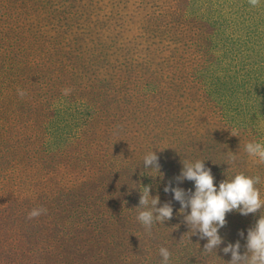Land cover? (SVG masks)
Segmentation results:
<instances>
[{"label": "rangeland", "instance_id": "rangeland-1", "mask_svg": "<svg viewBox=\"0 0 264 264\" xmlns=\"http://www.w3.org/2000/svg\"><path fill=\"white\" fill-rule=\"evenodd\" d=\"M187 1L0 0V88L7 97L2 99L6 106L2 107L0 137L5 136L8 124L16 130L23 129L27 136L25 151L34 153L36 159L69 163L67 176L75 181L76 189L72 193L63 190L68 188L60 189L61 197L53 196L51 189H44L47 185H37L36 192L29 195L47 212L73 211L75 222L88 234L109 236L136 219L142 209L136 208L139 203L126 200L125 195L112 205L113 218H106L110 222L105 220L99 226L94 222L99 211L91 207L83 191L90 190L97 178L106 181L117 178L119 188L125 189L151 185V192L156 195L169 181L172 187L194 191V182L178 183L175 179L181 173L182 159L205 161L214 176L222 173L230 155H235V162L229 165L239 164L252 177L261 175L262 180L264 169L252 168L250 159L254 158L236 154L243 152L230 140L236 112L226 102L228 94L223 97V90L217 85L199 82L200 73L195 67L197 58H201L206 17L239 13L247 0H197L196 5ZM255 37L259 38L258 33ZM90 83H94V90ZM65 88L71 89L69 95L62 93ZM18 89L26 95H18ZM207 96L213 100L208 102ZM55 116L72 117L71 123L76 126L64 130L71 128L63 148L44 155L45 135L51 133L50 128L55 133L63 131L51 124ZM34 130L38 132L36 135ZM160 144L165 147L162 153L165 160L160 163L161 173H150L157 175L153 177L148 173L150 170L144 169L143 157ZM210 145L214 147L207 154ZM64 149L68 151L63 155ZM196 153L204 156L196 157ZM6 160L4 167L8 170L17 162L10 156ZM136 177L143 184L135 185ZM214 182L217 186L216 179ZM75 193L80 197H75ZM67 196L71 197L65 202L67 209L56 205ZM261 196L264 199V194ZM169 198L172 206L181 208L172 193ZM260 212L253 217L235 211L228 213L227 224L221 228L231 231L226 239L232 244L240 241L241 249L242 245L245 247L244 237L264 209ZM8 215L6 207L0 205V241L11 246L15 239L3 229ZM165 222L154 224L149 236L140 222L135 226L132 232L136 236L131 235L128 245L140 248L135 253L138 259L146 251V245L156 259L160 257L159 236L169 252L175 249L172 243L175 240L187 251H196V257L207 256L203 252L207 242L189 232L179 210H173V218ZM32 226H28V231ZM162 231L166 236L160 234ZM183 234L185 239L181 237ZM195 241L200 242L196 250L187 248ZM18 243L20 247L10 252L17 258L31 254V263L65 264L63 259L67 262L69 257L60 246L57 253L41 257L38 242ZM223 244L228 245L225 240ZM78 245L74 240L72 250ZM73 256L72 264H84Z\"/></svg>", "mask_w": 264, "mask_h": 264}, {"label": "trees", "instance_id": "trees-1", "mask_svg": "<svg viewBox=\"0 0 264 264\" xmlns=\"http://www.w3.org/2000/svg\"><path fill=\"white\" fill-rule=\"evenodd\" d=\"M187 3L196 5L198 1L188 0ZM2 5H5V3ZM213 15L206 17L205 28L203 29L204 43L199 50L201 58H197L195 65L196 71L200 73L198 81L205 85H217V88L223 90L221 92L223 97L228 94L229 98L226 102L231 104L234 107L233 111L236 112V126L232 130L237 134L230 140H234L235 148L243 152H237L236 154H244L246 158L249 156L244 151V147L248 142L264 143V27L261 25L264 24V0H260L259 6L255 8L249 5L247 0L246 7L234 15L227 12ZM257 33L258 39L255 37ZM95 67L98 68L99 65L95 63ZM90 86L94 90V83H90ZM228 89L231 92H227ZM212 96L206 97L208 102L213 100ZM5 98L7 97L0 88V122L2 121V107L6 106L5 102H3ZM71 121L72 117L55 116L54 123L51 124L63 131L55 133L50 128L51 133L45 135L46 152L43 153L44 155L53 153L66 145V140L69 139L66 136H69L71 128L70 131L64 130H66L67 126H76V123H71ZM21 131L16 130L14 125L8 124L4 130L5 136L0 137V139H3L0 140V205L5 206L9 214L4 221L3 229L6 230L9 237L15 239L11 246H9V243L5 244L0 241V264H35L29 261L32 258L31 254L25 258H17L12 255L10 250L20 247L18 242L27 244L30 242L37 244L38 242L37 248L42 250L40 252L41 257L57 253V247L60 246L63 249L62 252L69 255L67 262L63 259L62 263L65 264H72L73 254H76L77 259L83 260L84 264H149V261L152 264H162L161 256L156 259L153 250L151 251L147 245L145 246L146 251L141 254L140 259L135 255L140 248L138 246L129 247V238L131 235L136 236L132 231L139 223L137 218L131 220V223L127 225L118 227V230L109 236L98 233L88 234L78 222H75L74 212L69 209L70 213L54 209V213L49 211L37 218L29 219L28 213L34 209V205L37 208L41 207V204L33 201L29 195L32 192H36L37 185H47L44 189H51L55 197H61L60 195L63 194L60 189L68 188L63 190H71L70 192L72 193L73 189L76 188L74 187L75 181L73 177L67 176L69 163H61L49 159H36L34 153L25 151L27 136L23 133V129ZM37 133L34 130V135ZM38 136L41 137V134ZM240 136H242V141H240ZM59 139H62L61 142L58 141ZM80 142L82 143V141ZM212 147L214 146L210 145L207 154L210 153ZM157 148L154 147L148 150L144 155L148 152L156 151L159 163H161V160H165L162 154L165 151V147L160 144ZM67 151L68 149H64L62 154H66ZM35 152L40 153L38 149ZM7 156H10L11 160H17L16 164L12 165V169L9 170L4 167L7 163ZM201 156L204 155L196 153V157ZM250 161L252 162V168L262 167L264 169V164L257 163L251 159ZM232 169L236 172H246L244 170L246 168L244 167L243 169L239 164L235 163V166L228 165L225 170L221 169L222 173L214 174L217 188L221 181L234 177L236 173L228 171ZM245 172H243L245 175L251 176L248 172ZM255 176L261 178L259 174H254ZM137 179L138 177H136ZM141 184H143L141 180H137L135 183V185ZM119 186L117 178L107 181L97 178L93 181L90 190H83L87 202L91 204L93 209L96 208L99 211V213L95 214L94 220L99 226H102L105 220L110 222L106 218H113L112 205H116L125 195L128 196L126 200L139 203L140 188L125 189L119 188ZM104 187L106 189L103 190ZM256 187L258 189L263 187L259 191L260 194H264V174L260 187L258 185ZM152 194L156 196L155 192ZM157 195L160 197V205L158 207L165 202H171V198H169L171 192L166 193L163 188H160L157 191ZM74 196L80 197L77 193ZM135 198H138V200L134 201ZM70 199L71 197L69 196L67 198L64 197L56 205L67 209L65 202ZM69 204L71 203L69 202ZM173 210H180V208L173 206ZM256 215H259V213L252 214V216ZM30 224H33V226L28 231ZM184 225L186 224L184 223ZM254 225L251 224V227ZM220 230L222 233L219 232V234L223 241L225 240L227 244L231 243L230 240L226 239V236L231 231ZM160 234L166 236L163 231ZM181 237L183 239L186 238L184 234ZM246 237L247 234L244 237V241ZM74 240H77L79 245L72 250L71 247ZM196 241L190 242L187 248L191 247L196 250L200 246V242ZM202 241L207 242L206 239ZM172 243L176 247L170 252L171 260L168 264H225V262L231 260V254L226 255L223 252V248L226 247L223 243L216 250V253L213 252L207 254V256L198 257H196V251H187L181 243L175 244V240ZM159 244L160 248L165 246V241L160 236ZM245 250L246 247L242 245L241 254H244ZM39 264L51 263H42L40 261Z\"/></svg>", "mask_w": 264, "mask_h": 264}, {"label": "clouds", "instance_id": "clouds-1", "mask_svg": "<svg viewBox=\"0 0 264 264\" xmlns=\"http://www.w3.org/2000/svg\"><path fill=\"white\" fill-rule=\"evenodd\" d=\"M249 5L258 7L260 0H248ZM71 89H62L64 95H69ZM18 95L21 97L26 95L24 90L18 89ZM233 136H237L231 131ZM244 151L250 158H254L255 162L264 164V143L248 142ZM235 155H230L229 163L235 162ZM183 167L176 181L183 182L185 180L194 182L195 190H185L179 186L172 187L169 181L165 186L166 193L171 192L173 198L179 202L181 208L179 214L183 215L184 223L189 227L193 235H199L201 240H207L204 245L203 252L206 254L216 253L224 243L223 238L219 234V230L226 226V215L230 212H238L247 216L260 212L264 208V199L256 185L261 183L259 176L251 177L244 173H237L232 179H226L220 182L217 188L215 177L210 168L205 166V161L197 159L189 162L182 159ZM229 163H227L229 165ZM143 166L150 173L160 172L161 165L156 151L148 152L143 157ZM153 177L157 175H151ZM151 185L140 187L139 207L142 209L138 212L137 220L142 224L145 230L151 233L154 224H164L173 218V206L169 202L160 205V197L151 194ZM190 209V213L188 210ZM47 209L43 207L34 208L28 213V218H37L46 214ZM243 237V231L240 233ZM246 252L241 254V244L237 241L235 244L228 243L223 248L224 254H231V260L227 264H264V214L259 216L255 225L248 229L246 237ZM162 257V264H168L171 253L165 247L159 249Z\"/></svg>", "mask_w": 264, "mask_h": 264}, {"label": "bare ground", "instance_id": "bare-ground-1", "mask_svg": "<svg viewBox=\"0 0 264 264\" xmlns=\"http://www.w3.org/2000/svg\"><path fill=\"white\" fill-rule=\"evenodd\" d=\"M11 136V135H10ZM8 142V141H7ZM22 148V147H21ZM1 153V152H0ZM3 155V154H2ZM2 178V177H1ZM263 209V208H262ZM261 213V212H260ZM253 217V216H252ZM258 217V216H257ZM179 227V226H178ZM182 227V226H181ZM184 227V226H183ZM52 229V228H51ZM80 229V228H79ZM11 230V229H10ZM175 230V229H174ZM186 230V229H185ZM190 230V229H189ZM6 231V230H5ZM83 231V230H82ZM80 233H82V232H80ZM191 233V232H190ZM5 234V233H4ZM190 236V235H189ZM94 240V239H93ZM71 241V240H70ZM75 245V244H74ZM67 252H69V251H67ZM76 255V254H75ZM218 258V257H217ZM6 263V262H5ZM3 264V263H2Z\"/></svg>", "mask_w": 264, "mask_h": 264}]
</instances>
